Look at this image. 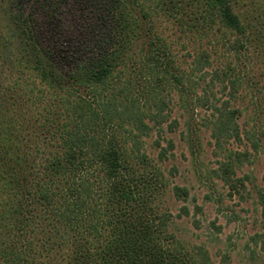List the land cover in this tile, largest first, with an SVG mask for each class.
<instances>
[{"label": "trees", "instance_id": "obj_1", "mask_svg": "<svg viewBox=\"0 0 264 264\" xmlns=\"http://www.w3.org/2000/svg\"><path fill=\"white\" fill-rule=\"evenodd\" d=\"M3 1L0 264H215L170 231L164 197L187 200L189 190L169 185L142 138L160 132L176 93L189 112L211 110L218 147L240 140L232 103L240 68L252 51L264 55V19L256 29L240 0ZM179 38L187 72L172 54ZM193 73L209 75L202 94ZM156 143L166 159L171 140ZM246 155L229 151L214 169L229 197H244L235 166ZM257 199L264 216V187ZM188 214L184 205L177 216Z\"/></svg>", "mask_w": 264, "mask_h": 264}, {"label": "rangeland", "instance_id": "obj_2", "mask_svg": "<svg viewBox=\"0 0 264 264\" xmlns=\"http://www.w3.org/2000/svg\"><path fill=\"white\" fill-rule=\"evenodd\" d=\"M4 8L6 3L0 0V30L9 34L10 24L3 15ZM237 9L254 21L256 29L260 27L255 21L264 19V0H240ZM184 44L182 38L173 41L172 54L178 58L181 70L187 72L189 56ZM251 46L249 51L253 50ZM255 53L252 51L254 55L250 54L245 68H240L243 85L238 99L232 103L241 109L237 121L240 140L222 138L218 147L209 126L211 110L197 107L189 112L180 105L176 93H172L169 119L161 125L160 132L154 127L142 138V148L162 169L169 185L178 184L189 190L187 200L178 199L171 192L164 197L174 215L170 231L189 244H203L215 264H264V249L260 247L264 239V216L257 199L258 189L264 187V55L257 57ZM208 77V74L193 73L197 94H202ZM174 119L177 123L170 129L169 123ZM158 140L161 146L166 147L167 140L173 144L166 152V159L158 157ZM253 142L257 143L256 150ZM234 150L247 152L235 166L236 176L245 178V189L241 190L243 198L229 197L226 185L214 172L218 161ZM192 198L201 207L197 213ZM184 205L188 206L190 214L177 216ZM194 220H199V227L194 225ZM212 222L221 230L217 231Z\"/></svg>", "mask_w": 264, "mask_h": 264}]
</instances>
